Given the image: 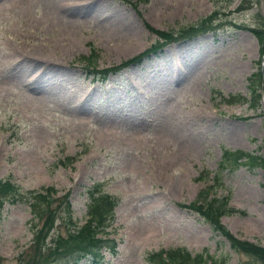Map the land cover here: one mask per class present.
Returning <instances> with one entry per match:
<instances>
[{
  "label": "rangeland",
  "instance_id": "1",
  "mask_svg": "<svg viewBox=\"0 0 264 264\" xmlns=\"http://www.w3.org/2000/svg\"><path fill=\"white\" fill-rule=\"evenodd\" d=\"M200 24L203 34L99 82L98 71L158 45L154 32ZM262 28L264 0H0V181L20 189L15 205H0V264H42L67 236L59 199L47 246L32 244L22 196L47 187L67 196L73 231L90 193L110 199L96 238L115 253L102 250V264L180 249L264 264L181 207L222 201L235 210L220 219L228 233L264 248V79L251 84L255 101L247 82L263 55L251 31ZM236 151L249 161L234 164Z\"/></svg>",
  "mask_w": 264,
  "mask_h": 264
},
{
  "label": "trees",
  "instance_id": "2",
  "mask_svg": "<svg viewBox=\"0 0 264 264\" xmlns=\"http://www.w3.org/2000/svg\"><path fill=\"white\" fill-rule=\"evenodd\" d=\"M191 26L187 27L185 30L179 31L176 35H172L169 32H154L155 37H157L158 45L150 47L144 53L137 55L135 58L129 59L128 61L123 62L115 67L105 68L104 70L98 71L99 82L103 83L106 75L111 74L115 75L117 70L127 68L130 66H136L137 63L143 61L146 55L154 54L157 50L162 49L163 44H169L170 42H178L185 41L188 39H193L198 36V34H203L206 31V28L201 26ZM263 31H254L251 32L255 35L257 43L261 45V51H264V28ZM160 48V49H159ZM95 69H89V71H85L89 76L96 73ZM260 83L261 75L258 71L254 72L250 77H248V93L253 96L252 101L256 100V96L254 94V89L251 84L253 82ZM256 93V92H255ZM258 97V96H257ZM249 103V101H248ZM222 162H225V158L227 156L231 157L227 153H222ZM250 156L243 152L236 151L232 153L231 161L236 164L238 160L242 159L246 162L249 161ZM258 162H262L259 158ZM18 186L11 182L10 180L0 181V205L3 206L4 203L9 205H15L17 201H19V191ZM56 191L52 188L47 187L46 189H40L36 192H30L29 195H23V201L28 205L29 213L31 218L28 220V223L33 226L31 231L33 232V240L32 244L35 246L46 245L45 241L49 237V233L53 228L55 214H51V209L53 205L58 209L61 205H63L64 201V210L65 216L64 218H70V211L68 209L69 204L67 201V196L55 197ZM100 194L90 193L88 196L89 204L87 205V219L84 225L80 227V229L73 231L72 223L70 219H62L60 223H62L63 227L66 229L67 236L62 238L60 235L55 236L54 244H57L56 248L52 251H47L45 262L42 264H49L50 261L56 259L55 261H62L63 264H76L81 260H86L89 264H102L101 251L107 250L108 252H114V241L104 240L100 238H96L98 234L101 233V230L107 229L108 224L111 223L112 217V208H110V199L105 197H100ZM61 199L62 201H58ZM222 202V201H221ZM219 200L215 198L204 199L202 204L190 203L185 206H181L182 208H186L187 210L197 214L202 221L210 226L211 231L217 235L221 236L229 248L234 253L241 252L250 257H256L259 261L264 260V248H260L258 245L250 244L245 241H238L234 238L233 235L228 233L223 225L220 223L221 217L228 215V213H233L235 210L233 209H224V202L221 203ZM180 206V205H179ZM55 212V211H54ZM56 213V212H55ZM146 261L148 264H216L213 260L204 259L201 255L190 257L189 253L184 250H177V252L166 251L164 254L162 251L156 252V254L148 255L146 257Z\"/></svg>",
  "mask_w": 264,
  "mask_h": 264
},
{
  "label": "water",
  "instance_id": "3",
  "mask_svg": "<svg viewBox=\"0 0 264 264\" xmlns=\"http://www.w3.org/2000/svg\"><path fill=\"white\" fill-rule=\"evenodd\" d=\"M262 62H263V58L261 59V62H260V70H259V72H260V74L263 76V72H262V66H263V64H262Z\"/></svg>",
  "mask_w": 264,
  "mask_h": 264
},
{
  "label": "bare ground",
  "instance_id": "4",
  "mask_svg": "<svg viewBox=\"0 0 264 264\" xmlns=\"http://www.w3.org/2000/svg\"><path fill=\"white\" fill-rule=\"evenodd\" d=\"M166 80V79H165Z\"/></svg>",
  "mask_w": 264,
  "mask_h": 264
}]
</instances>
